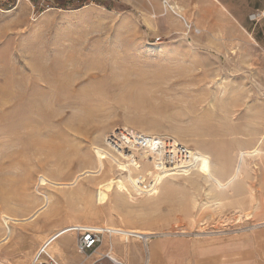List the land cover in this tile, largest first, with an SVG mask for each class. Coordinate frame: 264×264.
I'll return each instance as SVG.
<instances>
[{
	"label": "rangeland",
	"instance_id": "1",
	"mask_svg": "<svg viewBox=\"0 0 264 264\" xmlns=\"http://www.w3.org/2000/svg\"><path fill=\"white\" fill-rule=\"evenodd\" d=\"M218 1L0 0V264H30L68 219L190 244L264 229V141L244 153L264 132V0ZM96 147L131 171H97ZM45 195L2 241V216ZM59 243L76 264L74 235ZM114 245L144 264L141 239Z\"/></svg>",
	"mask_w": 264,
	"mask_h": 264
},
{
	"label": "crops",
	"instance_id": "2",
	"mask_svg": "<svg viewBox=\"0 0 264 264\" xmlns=\"http://www.w3.org/2000/svg\"><path fill=\"white\" fill-rule=\"evenodd\" d=\"M256 232L232 236L226 231L218 234L224 238H202L194 244L180 239H150L148 264H185L191 255L193 264H264V229Z\"/></svg>",
	"mask_w": 264,
	"mask_h": 264
},
{
	"label": "bare ground",
	"instance_id": "3",
	"mask_svg": "<svg viewBox=\"0 0 264 264\" xmlns=\"http://www.w3.org/2000/svg\"><path fill=\"white\" fill-rule=\"evenodd\" d=\"M217 3L220 4V2L218 0H215ZM170 7H177L176 5H170ZM220 7H225L223 6L222 4H220ZM225 10V9H224ZM227 12V11H226ZM230 12V11H229ZM228 13V12H227ZM264 141V132L257 138L255 144H254V147L252 149H249L247 150L246 152H244L245 154H253L255 153L258 148L262 145ZM85 153V152H84ZM87 154V152H86ZM94 154H95V163H96V167H97V171H99L100 169H103L104 168V161L105 159H110L113 163L117 164V166H120L121 168H126L129 172L131 171V167H129L128 164L122 162L114 153H110V152H107L99 147H96L95 150H94ZM93 155V154H92ZM83 156V155H82ZM81 156V157H82ZM87 156V155H86ZM85 154H84V158L86 157ZM94 156V155H93ZM83 158V157H82ZM88 158V157H87ZM93 159V158H92ZM88 160V159H87ZM87 164V163H86ZM191 165V164H190ZM178 168V167H177ZM181 168V167H180ZM170 170V169H169ZM94 171L93 170H85L83 171L81 174H84V173H93ZM209 172V171H208ZM240 173V163H236L235 166H234V171H233V174L229 177V179L227 180V182H230L232 180H234L236 178V176ZM210 174V173H209ZM211 175V174H210ZM131 177V176H129ZM78 178V177H77ZM132 179V178H131ZM44 180L48 181L51 185H70V183H63V182H59V181H56L55 178L53 177H49V176H45L44 177ZM215 184H222L218 178H213ZM133 182V180H132ZM135 183V182H133ZM225 184V183H224ZM135 187L137 189L138 192L140 193H143V192H150L149 190H144L142 189L141 187H139L137 184H135ZM156 187V186H155ZM154 188V187H153ZM253 188H251L250 192H252ZM152 191V189H151ZM44 198V202H43V205L39 206L37 209H35V211L29 216V217H24V218H18V217H15V216H10V215H3L2 218H3V222H4V226H5V236L3 237L2 241H6L10 235L12 236V224L13 223H23L25 221H29L34 219L35 217H37L38 215H40L41 213H43L44 211H47V213H50L51 212V208L48 207V203L50 202V199L48 198V196H43ZM259 199V198H258ZM263 202V201H262ZM260 203V202H259ZM49 209V210H47ZM254 210V209H253ZM254 218V217H253ZM259 218V217H257ZM79 220H76V219H68L66 221L65 224H63L62 226H59L57 227L53 232L52 234L50 233L48 236L44 237V238H41V240L43 241V243H45L46 241H49L51 240L52 238L56 237L57 235H59L57 238H55L54 240H52L50 243H49V246H48V251L52 254H57V256H60L63 254V249H61L62 247L60 246V243H59V240L60 238L64 235L62 234V232H64V230H66L68 227H70L71 225H75V223H78ZM127 224H120V225H115V224H111V225H108L106 228H108L109 230H111L113 233H115L116 235L114 236L116 241L120 240V241H123V242H128L129 240V236H132L131 239H148V236L150 234H164V235H167L163 232H155L154 230H151L150 228H144V227H139V226H126ZM261 226H264V220H261L259 223H257L254 228H258V227H261ZM60 233L62 235H60ZM71 235V233H69ZM73 234V233H72ZM112 237V238H114ZM109 237H106L105 239V243L107 242ZM111 238V239H112ZM116 241H112L113 244L114 242ZM122 243V242H121ZM41 244V245H42ZM123 244V243H122ZM124 246V245H123ZM112 251V256H115V253L113 250ZM63 257V256H62ZM25 259V258H24ZM62 259V258H61ZM127 259V258H126ZM23 261V259H20ZM145 264H148V257L146 258L145 260Z\"/></svg>",
	"mask_w": 264,
	"mask_h": 264
},
{
	"label": "built area",
	"instance_id": "4",
	"mask_svg": "<svg viewBox=\"0 0 264 264\" xmlns=\"http://www.w3.org/2000/svg\"><path fill=\"white\" fill-rule=\"evenodd\" d=\"M66 233H73L74 235V248L80 256V259L76 264H123V261L120 258L112 256L111 250L113 249V246L111 243V237L116 234L105 226L75 224L62 232V234ZM62 234L60 233V235ZM58 236L59 235L40 245L34 253L30 264H63L57 255L48 251L49 243ZM155 236H157V234H150L148 239H141L147 253L146 258L148 257V241ZM106 237H109L107 240V243L109 242V244L104 250L101 248V245L105 242ZM129 237L132 238V236Z\"/></svg>",
	"mask_w": 264,
	"mask_h": 264
}]
</instances>
